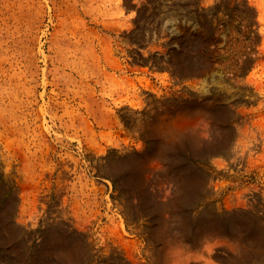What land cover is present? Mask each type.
<instances>
[{
	"label": "rangeland",
	"instance_id": "1",
	"mask_svg": "<svg viewBox=\"0 0 264 264\" xmlns=\"http://www.w3.org/2000/svg\"><path fill=\"white\" fill-rule=\"evenodd\" d=\"M0 264H264V0H0Z\"/></svg>",
	"mask_w": 264,
	"mask_h": 264
}]
</instances>
